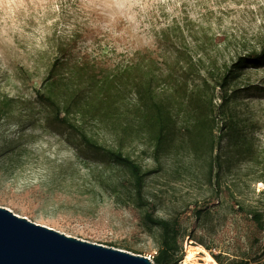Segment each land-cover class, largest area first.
Segmentation results:
<instances>
[{
	"label": "rangeland",
	"instance_id": "1",
	"mask_svg": "<svg viewBox=\"0 0 264 264\" xmlns=\"http://www.w3.org/2000/svg\"><path fill=\"white\" fill-rule=\"evenodd\" d=\"M73 38L72 56L123 67L142 53L162 71L176 68L173 42L183 48L180 65L194 69L190 83L199 84L208 69L264 45V0H0V96L13 99L7 114L0 112V206L66 235L151 258L159 230L144 224L123 192L109 188L127 173L85 149L36 100L57 44ZM239 82L244 87L236 83L231 93L224 120L230 126L212 181L207 154L194 156L187 133L176 132L190 121L188 108L178 109L157 158L146 138L94 123L87 130L150 171L144 191L155 214L178 215L189 234L182 256L193 244L222 264H264L250 215L235 204L264 212V65L245 67ZM157 91L164 97L169 88ZM196 207L205 209L199 218Z\"/></svg>",
	"mask_w": 264,
	"mask_h": 264
},
{
	"label": "trees",
	"instance_id": "2",
	"mask_svg": "<svg viewBox=\"0 0 264 264\" xmlns=\"http://www.w3.org/2000/svg\"><path fill=\"white\" fill-rule=\"evenodd\" d=\"M74 44V38L57 44L45 75L35 89L36 100L48 110L51 121L78 136L85 149L105 155L127 173L121 183L110 185V190L117 196L123 192L133 209L141 211L144 224L159 230L157 248L151 260L155 264H180L181 240L189 234L178 215L167 219L155 214L156 206L144 191L145 178L150 171L143 170L120 149L104 146L89 133L87 126L89 123L100 124L105 129H119L129 135L146 138L157 158L174 133L178 109L188 108L190 121L177 127L176 132L187 133L194 156L207 154V180L212 181L215 167L220 166L216 150L223 138V129L230 126L224 120L230 114L228 103L231 93L235 91L236 83L241 84L239 81L245 67L264 65V45L238 56L228 66H213L199 84L192 85L189 77L194 69L180 65L183 48L173 42L176 68L169 67L166 71L157 66L151 55L142 53L123 67L103 66L101 61L87 55L72 56ZM164 84L169 91L163 97L157 89ZM241 85L243 88V83ZM12 102L13 99L0 96L3 116ZM235 204L240 212L250 215L254 225L253 241L264 255V212L245 210L238 202ZM204 210L194 208V217H201ZM196 241L203 243L201 239ZM213 257L222 264L218 255ZM232 264L250 263L246 259H236Z\"/></svg>",
	"mask_w": 264,
	"mask_h": 264
},
{
	"label": "water",
	"instance_id": "3",
	"mask_svg": "<svg viewBox=\"0 0 264 264\" xmlns=\"http://www.w3.org/2000/svg\"><path fill=\"white\" fill-rule=\"evenodd\" d=\"M0 264H155L150 257L89 242L0 206Z\"/></svg>",
	"mask_w": 264,
	"mask_h": 264
},
{
	"label": "bare ground",
	"instance_id": "4",
	"mask_svg": "<svg viewBox=\"0 0 264 264\" xmlns=\"http://www.w3.org/2000/svg\"><path fill=\"white\" fill-rule=\"evenodd\" d=\"M204 252L202 255V260L205 264H211L212 261L214 262V258L201 246V245H193L189 244L186 249V259L194 258L196 253Z\"/></svg>",
	"mask_w": 264,
	"mask_h": 264
},
{
	"label": "built area",
	"instance_id": "5",
	"mask_svg": "<svg viewBox=\"0 0 264 264\" xmlns=\"http://www.w3.org/2000/svg\"><path fill=\"white\" fill-rule=\"evenodd\" d=\"M198 253H196L195 257L191 258V259H186V254H184L180 260V264H205L201 258L202 256H199ZM214 260H215V258H214ZM211 264H219V263L215 260L214 262L212 261Z\"/></svg>",
	"mask_w": 264,
	"mask_h": 264
}]
</instances>
